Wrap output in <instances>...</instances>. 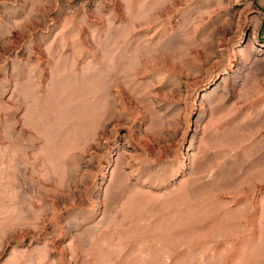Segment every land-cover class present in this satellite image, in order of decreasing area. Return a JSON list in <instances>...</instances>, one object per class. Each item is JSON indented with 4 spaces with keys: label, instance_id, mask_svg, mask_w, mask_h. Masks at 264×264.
Returning a JSON list of instances; mask_svg holds the SVG:
<instances>
[{
    "label": "rangeland",
    "instance_id": "1",
    "mask_svg": "<svg viewBox=\"0 0 264 264\" xmlns=\"http://www.w3.org/2000/svg\"><path fill=\"white\" fill-rule=\"evenodd\" d=\"M0 264H264V0H0Z\"/></svg>",
    "mask_w": 264,
    "mask_h": 264
}]
</instances>
